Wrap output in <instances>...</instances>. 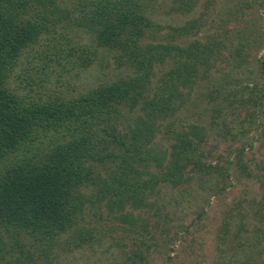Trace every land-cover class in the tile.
<instances>
[{"label": "trees", "instance_id": "obj_1", "mask_svg": "<svg viewBox=\"0 0 264 264\" xmlns=\"http://www.w3.org/2000/svg\"><path fill=\"white\" fill-rule=\"evenodd\" d=\"M155 1L0 0L4 264H60L63 253L88 247L95 253V244L103 243L107 231L94 213L100 215L104 208L130 228L127 233L149 232L152 225L144 222L145 213L153 211L154 220L170 216L158 217L164 208L151 201L163 186L189 184L194 172L224 177L222 166L207 161V133L199 124L179 130L172 119L164 132L173 142L168 148L156 142L162 119L176 113L183 89L193 88L200 71L211 66L225 43L216 37L187 41L198 35L202 17L170 26V35L156 38L150 13ZM197 3L184 0L182 8L191 12ZM247 43L233 44L232 65L237 69L252 63ZM102 51L114 54L127 73L87 84L76 94L57 92L49 98L16 81L20 69L33 86L37 75L49 81L56 77L55 66H68V73L89 68ZM257 61L264 76V59ZM157 63L170 67L155 82ZM230 98L243 107H256L264 101V87L246 84L224 98L232 105ZM136 111L141 114L133 116ZM155 225L162 229L157 221ZM144 245L134 242L129 264H153L150 247ZM244 248L243 243L241 251L232 248V260L223 264H260L245 256Z\"/></svg>", "mask_w": 264, "mask_h": 264}, {"label": "rangeland", "instance_id": "obj_2", "mask_svg": "<svg viewBox=\"0 0 264 264\" xmlns=\"http://www.w3.org/2000/svg\"><path fill=\"white\" fill-rule=\"evenodd\" d=\"M183 1L154 2L150 13L157 27L152 34L158 39L160 34L166 37L172 32L170 26L202 17L198 35L188 36L187 41L198 38L206 42L216 37L225 47L216 53L211 66L204 68L206 71H200L193 88L183 89V101L173 116L162 119V131L157 134L156 142L167 148L173 142L168 141L164 132L172 119L179 130L188 123L199 124L207 133L203 146L207 161L222 166L224 177L213 173L200 177L202 173L194 172L189 184L163 186L151 201L164 208L158 212V217L166 213L170 216L154 220L153 211L145 213L144 222L148 220L152 225L149 232L129 234L125 229L130 228L114 220L105 208L100 215L96 210L95 217L104 223L107 231L101 237L103 243L95 244V253L89 247L63 253L60 264H129L136 241L150 247L153 264H223L232 260V248L241 251L242 243L245 256L250 254L260 264L264 260V239H261L264 237V101L256 107H243L234 101L236 98H230L235 102L232 105L224 99L230 95V90H242L246 84L258 83L264 87V76L258 72L257 61L264 59V0H198L191 12L183 10ZM242 40L248 42L245 50L252 63L237 69L232 65L233 44L239 45ZM169 67L157 63L153 80L159 81ZM66 68L68 66H55L57 76H52L50 81L37 75L33 86L27 83L25 69H20L17 73L20 80L16 81L22 87L42 91L49 98L57 92L76 94L85 90L87 84L116 79L127 73L126 68L118 67L114 54L105 51L89 68L79 70L77 67L69 73ZM247 95L248 92L245 97ZM178 102L179 99L176 104ZM137 114L141 112L136 111L133 116ZM123 128L126 129V125ZM156 221L162 229L156 227ZM0 264L4 261L0 260Z\"/></svg>", "mask_w": 264, "mask_h": 264}]
</instances>
